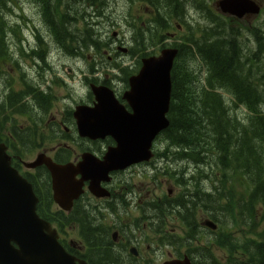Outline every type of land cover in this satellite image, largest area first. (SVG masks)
Listing matches in <instances>:
<instances>
[{"label":"flooded vegetation","instance_id":"flooded-vegetation-1","mask_svg":"<svg viewBox=\"0 0 264 264\" xmlns=\"http://www.w3.org/2000/svg\"><path fill=\"white\" fill-rule=\"evenodd\" d=\"M77 1L92 10L105 13L102 15L103 24L104 21L112 26L115 24V20L109 17V20L104 19L108 13L127 14L123 17V23L131 32L129 41L121 33L119 36L115 32L110 37L106 36L107 51L103 55L94 56L89 66H86L89 57L73 58L65 51L57 54L48 51L42 58L25 59L21 56V70L31 76H40L44 71L51 73L60 83L59 86L66 88V82L60 78L63 66L73 65L83 76L91 71L93 76H97L95 80L98 84L110 89L116 100L128 112H132L124 100L130 86L125 83L123 73L127 71L129 77L136 75L145 59L158 57L168 43L180 42L183 26L186 25L192 28V42L195 46L193 85L197 97L202 90L208 91L217 94L221 106L227 107L232 103L228 94L237 92L233 83L215 71L219 58L214 57V53L220 45H225L226 58L231 61L237 73L235 77L244 85L242 89L251 93L263 89L264 0H75V4ZM91 2L94 3L92 7ZM26 3L28 7L38 8L34 2L22 0V6ZM139 12L148 14V21L151 22L150 30H146L147 44L150 45V38L156 44L157 37L149 34L159 30L160 50L157 52L132 51L134 43L140 41L135 29V19ZM41 35L33 46L39 52L43 47L53 44L45 32ZM67 71L70 73L71 70ZM81 83L84 93L74 90L73 93L77 95L75 100H78L74 108L81 104L92 105L94 101L93 95L87 90V79L84 78ZM50 88L51 85L44 90L52 96ZM257 97L251 100L253 104H258ZM235 102L238 103L237 98ZM61 115L62 119H52L50 125L54 137L51 148L45 145L37 149L38 142L33 141L28 133L32 127L27 126H15V130L7 133L5 146L11 157V165L31 185L37 197V213L51 221L58 242L70 255L87 264L213 263L216 253L220 252L214 240L220 228L221 215L203 212L199 209L198 198L189 194L191 175L199 172V167L181 160L169 163L166 157H171V154L161 147L153 150V158L148 163L131 165L109 173V178L100 184L104 197H95L89 190V182L84 181L81 194L73 200L68 211L57 207L52 199L51 178L46 168L41 166L29 169L24 163L33 161L41 153L61 165L77 163L85 152L101 160L108 148L116 146L112 138L106 137L97 141L84 140V146L77 151L72 150L62 137L69 140L74 137L75 134L68 127L73 116L72 113ZM73 126L75 128L74 119ZM162 138L159 136L156 145L162 144ZM28 151L34 157L21 159L20 156ZM182 154L173 151L172 156L179 157ZM183 162L191 173L182 170ZM75 178L79 180L81 176ZM173 180L180 183L179 187L169 185ZM164 192L167 196H163ZM178 194L182 200L176 198ZM46 201L50 202L48 207L45 206ZM89 220L97 225L94 238L92 234L88 237L86 226ZM207 221L214 222L217 230L211 231L206 225ZM103 233L107 237L106 243L101 240ZM77 236L83 237V240L80 242L73 239ZM88 238L93 239V242H88Z\"/></svg>","mask_w":264,"mask_h":264},{"label":"trees","instance_id":"trees-1","mask_svg":"<svg viewBox=\"0 0 264 264\" xmlns=\"http://www.w3.org/2000/svg\"><path fill=\"white\" fill-rule=\"evenodd\" d=\"M28 1L38 7L41 24L45 26L43 30L50 41L66 54L83 57L84 53H100L104 49L101 22L105 13L94 9L82 10L76 6L75 0H24ZM21 6L22 0H0V88L4 83L5 89L0 100V119L22 113L30 117L39 116L46 113L54 102L50 92L34 87L20 71L21 56L25 59L42 58L48 49L46 47L39 53L34 52L35 48L25 49L22 26L26 24H18V20L23 18ZM150 25L148 21L144 29L149 31ZM136 28L140 37L136 49L144 52L146 33L139 24ZM32 31L38 40L42 37L36 26ZM156 32L149 35H155L159 42V31L156 29ZM191 35L189 29L188 36L177 46L179 54L171 73L166 139L169 145L193 151L194 155L187 157L194 159L196 164L215 167L217 176L209 183L211 194H205L204 198L200 189H194L201 209L212 215L220 214L222 218H219L221 228L214 243L223 255H216L211 264H264V107L258 105L257 108L251 101L256 95L258 104L264 99V86L258 93L244 91L236 85L240 80L235 75L233 78L226 76V69H234L227 59V63H216L215 71L235 85L237 92L230 94L238 99V108L246 111L245 117L239 118L235 107H222L213 94L201 93L197 97L192 87L194 55ZM15 77H18L19 84ZM2 125L0 122V142L5 139ZM196 150L200 153H195ZM49 205L50 202L46 201L45 206ZM40 216L51 223L41 213ZM86 227L88 237L90 234L96 237L97 225L89 220ZM234 229L240 234L237 238L232 236ZM102 238L106 243L104 233ZM88 239V242H93V239Z\"/></svg>","mask_w":264,"mask_h":264},{"label":"water","instance_id":"water-1","mask_svg":"<svg viewBox=\"0 0 264 264\" xmlns=\"http://www.w3.org/2000/svg\"><path fill=\"white\" fill-rule=\"evenodd\" d=\"M176 54V50H163L159 58L143 61L139 74L130 78V91L124 99L132 113L119 105L111 91L94 85V105L75 109L73 118L80 137L97 140L110 136L116 141V147L108 149L103 161L83 154L76 166L57 165L39 155L27 165L46 167L53 199L62 209H69L81 193L83 181H90L89 189L101 197L99 183L108 173L151 158L153 140L168 127L170 72ZM76 175L81 176L80 180L75 179ZM35 203L30 185L11 168L6 149L0 145V264H85L59 245L56 232L35 214Z\"/></svg>","mask_w":264,"mask_h":264},{"label":"rangeland","instance_id":"rangeland-1","mask_svg":"<svg viewBox=\"0 0 264 264\" xmlns=\"http://www.w3.org/2000/svg\"><path fill=\"white\" fill-rule=\"evenodd\" d=\"M28 3H26V5L23 7V16L26 19V21H24L27 24V28L28 27H32V24H34L37 28H42L43 26H41L40 24V17L38 15V10L33 7V6H29L27 5ZM76 6L79 7L82 10H89V6H85V4H83V2L77 1L76 2ZM138 17L140 15V19L142 21L146 20V13L145 12H139L137 13ZM126 16L125 14H123L122 12H114V13H108L106 14V16L104 17V19L109 20H115V25L112 26L111 24L108 23V21H104L105 23L103 24V26L101 27V35L102 37L106 38L104 33H108L109 35H112L114 32L117 33V36H119V34L121 33L122 36L124 37V39H126L127 41H129L130 36H131V32L130 30L124 25L123 23V17ZM109 17V18H108ZM15 18V17H14ZM10 19H12V17H10ZM19 24V23H18ZM24 27V29H27ZM29 32L26 33V35H28ZM146 36V35H145ZM150 41H153V38L149 39ZM88 55V54H87ZM89 59H88V63L86 66H89V63L91 60H93V57L91 55H89ZM107 56V54L105 55V57ZM214 57H216L217 59L219 58V62L220 61H224L225 63L228 62L227 60V49L225 48V45H220L218 48H216V52L214 53ZM66 66L62 67V78L65 82L69 83L70 87H68V89L65 86H59V85H53L52 82L49 81V83H51V92H52V96L56 99L55 104L53 105L52 109H51V113L48 117V121H50L47 125L45 124L44 129H45V136L48 135V132L50 131L49 128H47L46 126H50L51 125V119L56 118L57 120L62 119V113L65 112V110L69 107L73 108L76 104V102L78 100H75V97L77 96L76 94L73 93V90H75L76 92H82L84 93V89L83 87H81L82 83H80V81L83 79V76L80 74H76L73 75L74 73H72V70L75 72L77 71V69L72 65L71 66V73H69V71H67ZM75 68V69H74ZM226 76L228 77H232L237 74L235 72L234 69L230 70V69H226L225 71ZM50 78V77H49ZM52 78V77H51ZM226 80V79H225ZM56 80H53V82ZM228 82H230L229 80H227ZM241 82V81H240ZM237 83L236 85L241 86L242 88H245L244 85L242 83ZM231 83V82H230ZM243 112V111H241ZM241 112H239V118L242 117L241 116ZM17 121L21 122L20 119H18ZM17 126V124H16ZM68 133V137H69ZM73 135V134H71ZM62 139L65 141V143H67V145L72 149L77 151L80 145H84L85 142L84 141H80L77 139V137H75V140H69L68 138H63ZM49 147L51 148V146L53 145V143L48 144ZM195 153L199 154L200 150H196ZM182 170L184 172H188L191 173L190 169H188L187 167H183L182 164ZM215 170V167L212 166L210 167V165H208L206 167V172ZM205 174H199L196 173L194 175H191V178L197 179L199 182L203 180V177H205ZM197 182V181H196ZM199 182H197L199 184ZM205 182L206 180H203V185H201L199 187L201 192H204L205 194H211V190L205 188ZM191 185L194 187V183L190 182ZM217 255L220 256V254L217 252Z\"/></svg>","mask_w":264,"mask_h":264},{"label":"bare ground","instance_id":"bare-ground-1","mask_svg":"<svg viewBox=\"0 0 264 264\" xmlns=\"http://www.w3.org/2000/svg\"><path fill=\"white\" fill-rule=\"evenodd\" d=\"M221 88H223V87H221ZM182 164H183V167H187V165H186L185 162H183ZM187 168H188V167H187ZM188 169H190V168H188ZM203 180H207V178H206V177H203ZM203 180L199 182L197 179L191 178V182L194 183V189H199V187H200L201 185H203ZM196 181L199 182V184H198ZM206 194H207V193H206ZM200 195H201V197H204V196H205V193H204V192H201ZM208 195H210V194H208ZM204 198H205V197H204Z\"/></svg>","mask_w":264,"mask_h":264}]
</instances>
